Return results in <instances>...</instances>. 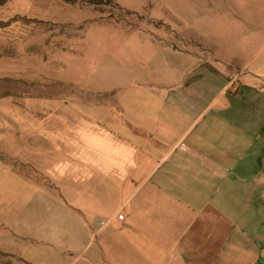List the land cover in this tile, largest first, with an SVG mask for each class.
I'll use <instances>...</instances> for the list:
<instances>
[{
  "label": "crops",
  "instance_id": "1",
  "mask_svg": "<svg viewBox=\"0 0 264 264\" xmlns=\"http://www.w3.org/2000/svg\"><path fill=\"white\" fill-rule=\"evenodd\" d=\"M204 44H161L135 84L103 89L117 112L37 115L42 185L0 195L16 259L0 264H217L228 218L264 207V61Z\"/></svg>",
  "mask_w": 264,
  "mask_h": 264
},
{
  "label": "rangeland",
  "instance_id": "2",
  "mask_svg": "<svg viewBox=\"0 0 264 264\" xmlns=\"http://www.w3.org/2000/svg\"><path fill=\"white\" fill-rule=\"evenodd\" d=\"M203 42L223 61L233 55L264 61V0H8L0 6L1 197L33 194L42 185L25 161L35 150L28 139L37 134V115L108 114L90 107L101 105L117 112L119 94L103 89L135 84L161 44L206 54ZM228 219L217 264H264V207L237 217L238 225L236 217ZM5 242L0 237V249H15ZM5 256L0 251L4 261H16Z\"/></svg>",
  "mask_w": 264,
  "mask_h": 264
},
{
  "label": "trees",
  "instance_id": "3",
  "mask_svg": "<svg viewBox=\"0 0 264 264\" xmlns=\"http://www.w3.org/2000/svg\"><path fill=\"white\" fill-rule=\"evenodd\" d=\"M8 0H0V6L4 5ZM124 14V13H123ZM122 13L120 14V18H123V15ZM124 19V18H123Z\"/></svg>",
  "mask_w": 264,
  "mask_h": 264
},
{
  "label": "built area",
  "instance_id": "4",
  "mask_svg": "<svg viewBox=\"0 0 264 264\" xmlns=\"http://www.w3.org/2000/svg\"><path fill=\"white\" fill-rule=\"evenodd\" d=\"M120 217L123 218V215H121Z\"/></svg>",
  "mask_w": 264,
  "mask_h": 264
}]
</instances>
